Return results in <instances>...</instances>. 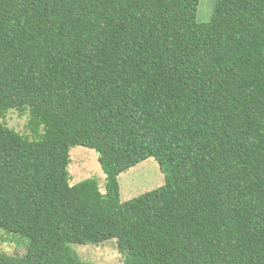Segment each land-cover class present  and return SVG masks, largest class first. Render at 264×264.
Wrapping results in <instances>:
<instances>
[{
  "label": "trees",
  "instance_id": "1",
  "mask_svg": "<svg viewBox=\"0 0 264 264\" xmlns=\"http://www.w3.org/2000/svg\"><path fill=\"white\" fill-rule=\"evenodd\" d=\"M0 0V264H264V0ZM30 115V134L2 121ZM106 176L71 184V150ZM155 159L165 185L121 201ZM104 186V185H103ZM18 245V244H17Z\"/></svg>",
  "mask_w": 264,
  "mask_h": 264
},
{
  "label": "rangeland",
  "instance_id": "2",
  "mask_svg": "<svg viewBox=\"0 0 264 264\" xmlns=\"http://www.w3.org/2000/svg\"><path fill=\"white\" fill-rule=\"evenodd\" d=\"M216 2L217 0H201L198 14L200 23L211 22ZM29 121V113L21 114L18 111H11L2 122L16 132L28 135L30 134ZM71 159L69 171L72 175V185L87 179L98 178L101 189L105 192L106 176L95 151L77 147L71 150ZM119 183L121 201L127 202L164 186L165 176L156 160L149 159L123 173L119 177ZM25 243L27 240H20L16 243L11 235L0 230V251L9 255L23 254L26 250ZM72 248L79 258L87 264H122L125 261V256L118 250L117 240H111L100 245H73Z\"/></svg>",
  "mask_w": 264,
  "mask_h": 264
},
{
  "label": "bare ground",
  "instance_id": "3",
  "mask_svg": "<svg viewBox=\"0 0 264 264\" xmlns=\"http://www.w3.org/2000/svg\"><path fill=\"white\" fill-rule=\"evenodd\" d=\"M81 158V157H80Z\"/></svg>",
  "mask_w": 264,
  "mask_h": 264
}]
</instances>
